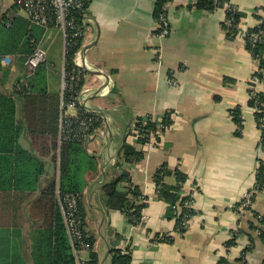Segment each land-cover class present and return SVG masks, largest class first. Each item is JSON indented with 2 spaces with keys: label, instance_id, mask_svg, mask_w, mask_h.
Masks as SVG:
<instances>
[{
  "label": "crops",
  "instance_id": "0c3cea01",
  "mask_svg": "<svg viewBox=\"0 0 264 264\" xmlns=\"http://www.w3.org/2000/svg\"><path fill=\"white\" fill-rule=\"evenodd\" d=\"M156 1L92 0L86 15L81 105L99 116L100 125L83 146L97 166L84 175V195L87 231L96 239L98 264H112L113 252L126 241L131 264H264V190L251 209L237 211L256 185L260 163L261 130L248 106L259 66L245 34L256 26L255 12L264 8V0H228L242 14L236 34L224 28V9L206 11L191 8L189 0H173L168 8L172 33L166 37L159 35ZM19 19L22 31L27 13L16 0H0V52L7 51L0 53V89L7 94L32 74L21 61L26 33L20 39L7 33ZM34 30L37 45L48 52V91L61 94L63 36L56 28L43 34L38 27ZM5 56L11 57L8 65L2 62ZM259 90L264 92V85ZM20 105L15 125L2 135L11 141L12 151L0 159V188L10 191L8 196L18 192L23 204L18 217L6 213L9 222L0 227V264H32L35 235L44 222L34 203L51 180H59V161H52L53 152L42 154ZM237 106L242 107L241 128L231 115ZM78 113L79 109L66 110L70 116ZM145 116L158 126L170 124L153 145L142 144L134 128ZM123 142L143 159L119 163ZM28 155L38 162L28 164ZM161 169L166 171L165 186L192 201L194 214L182 234L157 191L155 174ZM118 177L119 191H127L131 180L146 198L132 202L145 205L140 226L107 206L103 189ZM80 254L89 260L88 251Z\"/></svg>",
  "mask_w": 264,
  "mask_h": 264
},
{
  "label": "trees",
  "instance_id": "16d2710c",
  "mask_svg": "<svg viewBox=\"0 0 264 264\" xmlns=\"http://www.w3.org/2000/svg\"><path fill=\"white\" fill-rule=\"evenodd\" d=\"M92 0L86 2L85 9L83 11L73 10L72 14L77 19V25L81 27L87 25V13ZM173 0H157L155 8V16L157 20L160 14L164 12V6ZM190 7L196 9L215 11L223 8L224 4L232 5L228 0H220V3H216L214 0H189ZM17 4V3H16ZM226 11V18L224 28L230 33H239V24L242 14L232 5L230 9ZM264 14V8H259L255 12V18L257 22L262 19ZM231 21L232 25L229 26L228 22ZM22 19L12 22L8 29V34L12 36L16 34L17 37H23L26 33V43L24 48L26 50L21 51V61L25 62L26 59L32 55L37 48V35L34 28L38 27L42 29V34L45 33L44 29L40 26L33 25L28 19H23V30L20 31L19 26ZM260 29L264 31V21L260 25H256L253 29H249L246 34V42L249 51L253 58L258 62L260 72H257V76L264 81V42L253 43L250 36ZM26 31V32H25ZM14 37V36H13ZM84 38L75 41L67 50L65 54L66 68L68 71H72L75 67V59L78 52L83 48ZM2 53L7 51L2 50ZM0 52V53H1ZM1 67L0 63V69ZM9 72V69H6ZM47 66L42 63L27 79V83H18L15 90L11 94H7L0 89V159L4 152L11 151V141L4 140L2 135L4 132H10L13 125H15L16 115L20 113L18 109L22 106V117H24L29 133L35 137V142L40 147L42 154H49L53 152L52 161H59V180L53 179L43 190L42 195L36 201L34 209L41 210L44 215V222L41 228L38 229L37 235H35V241L33 243L32 251V264H77V258L75 255L76 248L82 249V246L78 243H73L71 237L68 234L67 227L62 215L60 202L58 200V191L62 196L66 194H74L79 199V217L82 221L83 239L82 243L88 246L89 260L86 264H98V254L95 251V237L87 231V207L85 201L84 191L86 188V181L84 175L87 171H96L97 166L95 158L86 153L84 149L85 141L76 140H61V117H62V96L61 94L49 93L47 88ZM26 80V79H25ZM84 81L79 83L75 87L74 92L79 93L82 90ZM73 93H66V101L71 100ZM20 105V106H19ZM248 106L255 111V118L261 130V143L260 145L264 149V92L256 93L252 89V83L249 89V101ZM79 116L94 118L93 132L100 125L99 116L95 113L87 111L82 105H78ZM233 120L237 124L238 128L242 127V107L237 106L231 111ZM141 117L136 121L135 129L140 134L139 141L144 145H150V133L156 131L158 125L155 122H151L150 117ZM130 132V131H129ZM14 143V140H13ZM34 143V141H33ZM9 144V145H8ZM7 149V150H6ZM18 149V148H17ZM119 163L140 161L143 159L142 153H138L136 149L123 142L120 148ZM6 154V153H5ZM5 158V157H4ZM28 164H36L38 160L36 157L28 155L26 157ZM260 167L257 173V181L260 182L259 191L264 190V161L259 160ZM118 163V166L120 165ZM165 169L159 170L155 174L157 191L161 198L165 199L168 204L167 215L169 217H175L177 223L180 226L182 223V215L187 211L185 207H182L181 214L177 213V205L183 206V203L188 199L180 198L179 192H171L164 183ZM177 175L182 181L185 177L179 172ZM124 176H127L126 174ZM121 182V178H115L111 182L105 185L103 192L107 198V206L112 210L122 211L132 223L135 219L143 216V210L145 205L133 204V199L141 197V193L136 188L131 180L128 181L127 191L121 192L118 189V185ZM178 190H181L179 187ZM10 191L0 188V227L7 224L9 221L5 219V214L10 213L11 217H18L22 210V197H19L18 192H11L10 196L7 193ZM15 193V194H12ZM30 196V195H29ZM145 198V197H141ZM146 199V198H145ZM193 215V209L190 210ZM11 218V219H12ZM264 218H261V222ZM18 221V220H17ZM178 226V227H179ZM183 230V229H182ZM264 236V231H262ZM264 238V237H263ZM166 241H172V237H165ZM130 247L126 249H117L112 255V264H131ZM2 264H26L24 261L7 262Z\"/></svg>",
  "mask_w": 264,
  "mask_h": 264
},
{
  "label": "built area",
  "instance_id": "2783aa9c",
  "mask_svg": "<svg viewBox=\"0 0 264 264\" xmlns=\"http://www.w3.org/2000/svg\"><path fill=\"white\" fill-rule=\"evenodd\" d=\"M89 0H16L17 6L24 10L27 13L28 19L31 21L33 25H37L45 29V33L50 31L52 28H56L61 31L64 39V57L68 50V48L75 42L81 38H84L87 33V25H83L79 27L77 25V19L72 14L73 10L83 11L85 9L86 2ZM216 3H220V0H214ZM190 3L193 4L191 1ZM169 4L164 6V12L160 14L158 23H159V35L162 37L169 36L172 33L171 22L169 20L168 8ZM232 5L224 4V10L230 9ZM194 8V7H193ZM262 19L257 22L256 25L260 27V25L264 21V14H262ZM228 25L231 26L232 22L229 21ZM240 30V29H239ZM247 34V31H246ZM245 34V35H246ZM250 39L253 43L264 42V31L260 29L258 32L252 34ZM81 52L78 53V55ZM48 52L41 45L37 46L34 53L30 55L25 64L28 68L29 73L35 72V70L44 62L47 61ZM2 62L5 64L11 63V57L5 56L2 58ZM84 67L85 65L81 61V56H77L75 59V67L72 71H68L66 68V59L64 58V73H63V89H62V117H61V140H80V141H88L93 137V129L94 122L96 120L94 118L88 117H80L79 113L76 115H67L66 110L69 108L78 109V105H81L83 101V88L77 93L74 92L76 86L82 82L84 79ZM261 70L258 69L257 72ZM256 72V73H257ZM173 82V81H172ZM175 83V82H173ZM252 89L256 93L261 92L259 90L260 86L264 85V81L261 80L257 74H255L251 80ZM263 92V91H262ZM66 93H73L71 100L69 102L66 101ZM169 116V114H168ZM148 117V116H147ZM146 117V118H147ZM151 122H155L153 118L149 119ZM170 124L167 123L162 126H158L156 131H152L150 133V145H153L155 139L158 134L163 129H168ZM140 137L141 133H137ZM261 161H264V149L261 147ZM260 167V163L258 165ZM260 182L256 181L255 187L245 195L242 202L240 203L237 211L239 214L243 213L246 210L252 208L254 204V200L257 195L261 192ZM189 197H192L190 195ZM58 200L60 202L62 215L64 217V221L67 227V231L69 236L72 239L73 243H78L82 246L81 250L76 248L75 255L77 258V264H86L87 260L80 257L79 252L83 250H88V246L82 243L83 239V228L82 221L79 217V199L77 195L74 194H66L64 196L58 191ZM182 207H185L186 213L182 215V223L178 228V232L182 234V229L188 226L189 220L192 218V214L190 210L192 209V201L188 198L183 206L177 205V213L180 215ZM144 222V215L141 218L135 219L132 224L135 226H140ZM236 235V233H235ZM129 245V241H126L124 247L122 249H126ZM226 264V263H222Z\"/></svg>",
  "mask_w": 264,
  "mask_h": 264
},
{
  "label": "rangeland",
  "instance_id": "374dc122",
  "mask_svg": "<svg viewBox=\"0 0 264 264\" xmlns=\"http://www.w3.org/2000/svg\"><path fill=\"white\" fill-rule=\"evenodd\" d=\"M52 29H53V28H52ZM44 31H46V30L44 29ZM60 32H61V31H60ZM61 34H62V33H61ZM86 34H87V33H86ZM86 34H85V36H84V39H85V37H86ZM62 36H63V35H62ZM63 40H64V39H63ZM79 52H81V50H80ZM79 52H78V53H79ZM81 54H82V53H80L79 55L77 54V56L80 57ZM77 56H76V57H77ZM81 61H82V60H81ZM82 63H83V62H82ZM82 81H84V79H83ZM82 88H83V87H82ZM69 109H74V108H69ZM75 109H76V108H75ZM95 131H96V130H95ZM95 131L93 132V137H94ZM93 137H92V138H93ZM84 251H88V252H89V250H83V251H80V252H79L80 257H81V254H80V253H83ZM87 261H88V260H87Z\"/></svg>",
  "mask_w": 264,
  "mask_h": 264
}]
</instances>
